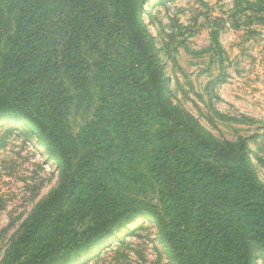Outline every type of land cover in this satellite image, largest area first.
Wrapping results in <instances>:
<instances>
[{
	"label": "trees",
	"instance_id": "trees-1",
	"mask_svg": "<svg viewBox=\"0 0 264 264\" xmlns=\"http://www.w3.org/2000/svg\"><path fill=\"white\" fill-rule=\"evenodd\" d=\"M128 2L0 0V118L28 122L63 174L9 259L46 264L77 253L85 232L65 209L81 202L89 239L144 217L175 264H252L245 240L264 250V188L235 177L246 170L243 149L210 146L162 103V70ZM122 43L129 59L120 68ZM84 101L95 107L74 134L68 116Z\"/></svg>",
	"mask_w": 264,
	"mask_h": 264
},
{
	"label": "rangeland",
	"instance_id": "rangeland-1",
	"mask_svg": "<svg viewBox=\"0 0 264 264\" xmlns=\"http://www.w3.org/2000/svg\"><path fill=\"white\" fill-rule=\"evenodd\" d=\"M127 10L162 70L161 101L171 115L214 148L243 149L246 170L235 177L264 188V0H129ZM118 51L121 68L129 59L126 43ZM94 107L84 101L72 109L74 134ZM209 170L216 172L213 164ZM62 177L58 160L28 122L0 118V264H16L10 249ZM147 192L153 202L151 188ZM258 202L264 208V199ZM83 205L73 202L65 209L75 213L78 233L85 232L79 251L56 254L46 264H175L148 218L134 216L105 237L89 239L91 221L77 214ZM245 243L252 264H264V250Z\"/></svg>",
	"mask_w": 264,
	"mask_h": 264
}]
</instances>
